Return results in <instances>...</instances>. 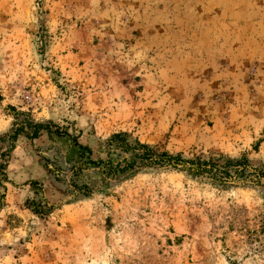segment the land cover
I'll return each instance as SVG.
<instances>
[{"label": "rangeland", "instance_id": "obj_1", "mask_svg": "<svg viewBox=\"0 0 264 264\" xmlns=\"http://www.w3.org/2000/svg\"><path fill=\"white\" fill-rule=\"evenodd\" d=\"M262 165L264 0H0V264H264Z\"/></svg>", "mask_w": 264, "mask_h": 264}, {"label": "trees", "instance_id": "obj_2", "mask_svg": "<svg viewBox=\"0 0 264 264\" xmlns=\"http://www.w3.org/2000/svg\"><path fill=\"white\" fill-rule=\"evenodd\" d=\"M59 135H64L63 132L58 131ZM142 147L146 148L147 151L144 153V155H138V157L142 159H150V157H153V151L149 148L147 144H140ZM164 155H166L165 160H154L156 163L165 162L168 163L171 166H178L182 165L183 169L191 171V173L199 175L204 173H211L213 170H217L223 173H226L227 177H233L231 174L232 168L238 177H248L249 175H252V172H248L252 167L250 165V161L247 158L243 159H228L225 161L222 160L224 157L222 154H219L218 156H211L209 159H204L202 156H194V158H185L182 156V154H171L164 152ZM135 164L133 162L128 163L126 166L120 167V172H125L128 169L133 168ZM254 172L253 174H256L258 180L264 181V165L260 166L259 168H253Z\"/></svg>", "mask_w": 264, "mask_h": 264}]
</instances>
